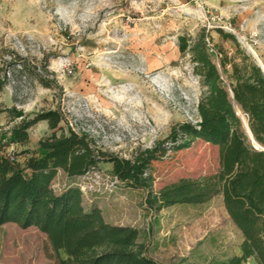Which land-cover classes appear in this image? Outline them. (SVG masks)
<instances>
[{
    "label": "rangeland",
    "instance_id": "obj_1",
    "mask_svg": "<svg viewBox=\"0 0 264 264\" xmlns=\"http://www.w3.org/2000/svg\"><path fill=\"white\" fill-rule=\"evenodd\" d=\"M202 28L211 44L229 53L232 43L221 41L214 29L235 35L264 71V0H0V77L6 75L0 109L15 107L26 117L58 110L65 133H85L98 148L131 158L163 141L177 123H195L199 77L177 40ZM235 108L247 142L258 147ZM17 121L0 114V139ZM50 132L40 121L28 130L26 146L5 144L0 156L15 154L23 163L26 156L19 153L34 150ZM218 160V147L201 140L168 150L151 163L152 190L213 174ZM94 171L97 176L77 181L81 191L97 198L104 220L138 228L139 242L157 262L222 264L241 254V232L221 195L150 212L144 190L112 184L110 163ZM72 180L60 172L53 185L61 190ZM44 242L34 226L5 223L0 264H53Z\"/></svg>",
    "mask_w": 264,
    "mask_h": 264
},
{
    "label": "trees",
    "instance_id": "obj_2",
    "mask_svg": "<svg viewBox=\"0 0 264 264\" xmlns=\"http://www.w3.org/2000/svg\"><path fill=\"white\" fill-rule=\"evenodd\" d=\"M214 31L221 41L232 43V53L219 43L211 44L212 37H206L204 28L177 40L178 51L189 56L199 77L195 123H177L163 141L136 150L131 158L98 148L85 133L71 129L65 133L58 110L26 117L15 107L0 109V114L7 112L12 120L18 119L2 134L0 150L5 144L26 146L28 130L40 121H46L51 131L38 140L34 150L19 153L26 156L23 163L15 154L0 156V226L36 227L45 235L43 252L53 264H161L139 242L138 228L106 222L97 198L85 196L77 185L79 178L97 170L100 163H110L120 185L146 192L144 204L150 212L202 204L221 195L242 235L241 254L222 264H243L247 259L264 264V151L247 142L229 93L247 119L254 140L264 147V72L235 35L220 28ZM5 82L6 75H2L0 90ZM195 140L218 147V170L199 178L182 177L153 191L151 163L168 150L189 148ZM60 172L73 180L56 190L53 181Z\"/></svg>",
    "mask_w": 264,
    "mask_h": 264
},
{
    "label": "water",
    "instance_id": "obj_3",
    "mask_svg": "<svg viewBox=\"0 0 264 264\" xmlns=\"http://www.w3.org/2000/svg\"><path fill=\"white\" fill-rule=\"evenodd\" d=\"M217 65H218V67L220 68L219 62L217 63ZM260 68H261V67H260ZM220 69H221V68H220ZM261 69H262V68H261ZM262 71H263V70H262ZM263 72H264V71H263ZM229 93H230V98H231L232 103L234 104V106H236V107L240 110L239 106H238V105L235 103V101H234V98H233V95H232L231 90H229ZM240 112H241L242 117L245 118V116H244V114L242 113L241 110H240ZM237 115H238V113H237ZM239 117H240L241 122H242L243 120H242L241 116H239ZM245 120H246V125H247L248 132H249L251 138L254 140V138H253V136H252V133H251L249 127H248L247 119L245 118ZM254 141H255V140H254ZM255 143H257V142L255 141ZM257 145H258V147L254 146V145L252 144V147H253L254 149H256V150H263V151H264V148H262L258 143H257Z\"/></svg>",
    "mask_w": 264,
    "mask_h": 264
},
{
    "label": "built area",
    "instance_id": "obj_4",
    "mask_svg": "<svg viewBox=\"0 0 264 264\" xmlns=\"http://www.w3.org/2000/svg\"><path fill=\"white\" fill-rule=\"evenodd\" d=\"M97 175H98L97 172L92 171V172L88 173L87 175L82 176L81 178L84 180V179H88V178H91V177H95ZM111 179H112V184L113 185L116 184V183L119 184L118 181H117V178L115 176L112 175Z\"/></svg>",
    "mask_w": 264,
    "mask_h": 264
},
{
    "label": "crops",
    "instance_id": "obj_5",
    "mask_svg": "<svg viewBox=\"0 0 264 264\" xmlns=\"http://www.w3.org/2000/svg\"><path fill=\"white\" fill-rule=\"evenodd\" d=\"M99 206V205H98ZM100 207V206H99ZM100 209H101V207H100ZM106 221V220H105ZM106 222H108V223H110V224H114V225H125V224H121V223H112V222H109V221H106ZM128 226H130V225H128ZM240 232V231H239ZM237 255H239V254H237Z\"/></svg>",
    "mask_w": 264,
    "mask_h": 264
}]
</instances>
